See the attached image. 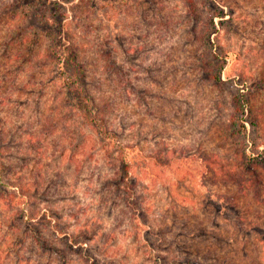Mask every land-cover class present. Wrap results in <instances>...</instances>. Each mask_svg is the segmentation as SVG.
Masks as SVG:
<instances>
[{
    "label": "rangeland",
    "instance_id": "rangeland-1",
    "mask_svg": "<svg viewBox=\"0 0 264 264\" xmlns=\"http://www.w3.org/2000/svg\"><path fill=\"white\" fill-rule=\"evenodd\" d=\"M55 1L53 14L69 26L73 16L90 23L93 44L80 55L84 88L106 108L107 125L133 162L136 187L130 201L117 178L127 169L120 150L104 155L58 70L23 69L8 57L16 47L4 45V18L6 181L29 192L24 198L55 215L62 233L85 241L99 262L264 264V0ZM27 2L0 0V13L14 15L15 3L21 23L36 24ZM208 31L211 52L225 59L220 80L202 70ZM99 40L105 49L94 46ZM235 94L246 104L236 124ZM203 154L223 160L236 181L214 184ZM17 246L28 264L60 262L31 238ZM63 249L66 264H84Z\"/></svg>",
    "mask_w": 264,
    "mask_h": 264
},
{
    "label": "trees",
    "instance_id": "trees-1",
    "mask_svg": "<svg viewBox=\"0 0 264 264\" xmlns=\"http://www.w3.org/2000/svg\"><path fill=\"white\" fill-rule=\"evenodd\" d=\"M16 1L22 5V0ZM29 4L35 8V13L30 18L36 21V24L31 23L30 26H26L25 22L21 23L19 20L20 8L18 7L20 6L15 3V6L10 5L16 7L12 10L14 15L8 16L0 13V28H2L4 18L10 21H7L6 28L2 29L4 45L8 48L16 47L8 57L18 61L23 69L27 66H52L58 70L61 84L68 88L72 102L76 103L75 107L82 119L80 122L95 128L96 139L101 144L104 155L113 158L114 151L120 150L118 159L127 165V169H125L124 176L118 175L117 178L120 184H123L122 187L126 189L130 198L136 187V181L130 174L133 162L128 160L126 148L115 141V131L107 125L106 108L94 103L84 88V67L80 55L84 50L91 48L93 44V36L91 37L88 32L91 29L90 23L87 20L79 21V18L73 16L71 19L74 20L70 21L71 26H69V21L64 22V19H61L63 15L56 17L53 14L52 11L58 8V1L55 0H28L27 5ZM95 4L97 5V3ZM84 18L89 19L88 16H84ZM73 26H75L74 31ZM211 33L212 31H208L206 34L208 50L202 56V70L211 74L213 79L220 80L225 59H219L217 54L213 55L211 52L208 44ZM94 46L98 49H105L104 42L101 45L100 40L94 43ZM102 52L104 51L102 50ZM233 100L234 108L231 121L236 124L246 110V104L243 94H235ZM202 160H204V168L211 171L210 178L214 184L220 181L225 183L236 181V174H232L229 170L223 171V166L220 163L224 161L218 162V157L215 154H203ZM3 165L4 163L0 161V264H13L12 253L17 256L16 264H28V259L26 260L24 256L21 258L16 253L19 251L17 245H25L30 238L43 252L57 253L60 259L59 264H66V257L69 255L67 250H61L63 244L74 251V254L79 256L84 264H106L94 260L93 251L85 241H73L66 233H62L55 215L48 214V210L38 207L29 199L26 200L24 197L25 195L30 197L29 192H23L17 185L6 181L9 171L5 170ZM4 166L6 167V165ZM49 227L51 230H48ZM9 231L11 234H6ZM46 231L51 233L54 238L46 237ZM175 264L179 263L176 261ZM186 264L193 263L187 261Z\"/></svg>",
    "mask_w": 264,
    "mask_h": 264
}]
</instances>
